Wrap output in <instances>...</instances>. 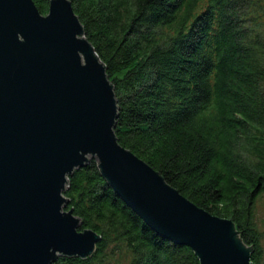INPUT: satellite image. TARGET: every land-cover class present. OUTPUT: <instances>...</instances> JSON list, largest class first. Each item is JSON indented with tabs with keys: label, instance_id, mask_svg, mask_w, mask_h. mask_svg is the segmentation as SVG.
Returning a JSON list of instances; mask_svg holds the SVG:
<instances>
[{
	"label": "trees",
	"instance_id": "obj_1",
	"mask_svg": "<svg viewBox=\"0 0 264 264\" xmlns=\"http://www.w3.org/2000/svg\"><path fill=\"white\" fill-rule=\"evenodd\" d=\"M51 0H34L46 15ZM114 85L119 143L197 206L231 219L263 260L264 0H70ZM66 210L101 235L89 257L52 264H201L155 232L92 158Z\"/></svg>",
	"mask_w": 264,
	"mask_h": 264
},
{
	"label": "water",
	"instance_id": "obj_2",
	"mask_svg": "<svg viewBox=\"0 0 264 264\" xmlns=\"http://www.w3.org/2000/svg\"><path fill=\"white\" fill-rule=\"evenodd\" d=\"M118 103L70 0H0V264L85 259L101 235L67 211L69 176L92 158L121 199L201 264H256L231 219L197 206L114 132Z\"/></svg>",
	"mask_w": 264,
	"mask_h": 264
},
{
	"label": "rangeland",
	"instance_id": "obj_3",
	"mask_svg": "<svg viewBox=\"0 0 264 264\" xmlns=\"http://www.w3.org/2000/svg\"><path fill=\"white\" fill-rule=\"evenodd\" d=\"M255 218L261 235L260 243H261L262 256H263V260L261 264H264V197H261L258 200L257 208L255 210Z\"/></svg>",
	"mask_w": 264,
	"mask_h": 264
}]
</instances>
